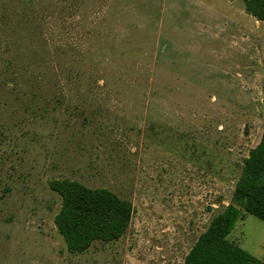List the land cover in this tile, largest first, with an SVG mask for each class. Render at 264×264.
I'll return each mask as SVG.
<instances>
[{
	"label": "rangeland",
	"instance_id": "obj_1",
	"mask_svg": "<svg viewBox=\"0 0 264 264\" xmlns=\"http://www.w3.org/2000/svg\"><path fill=\"white\" fill-rule=\"evenodd\" d=\"M9 62L0 264H183L264 131V23L245 0H0V75ZM62 179L129 200L126 235L70 253ZM231 239L264 263L263 221Z\"/></svg>",
	"mask_w": 264,
	"mask_h": 264
},
{
	"label": "trees",
	"instance_id": "obj_2",
	"mask_svg": "<svg viewBox=\"0 0 264 264\" xmlns=\"http://www.w3.org/2000/svg\"><path fill=\"white\" fill-rule=\"evenodd\" d=\"M245 7L250 15L264 23V0H245ZM11 66L10 62L6 64L0 83L15 89L23 77L11 71ZM262 92L264 96V78ZM54 99L62 103L69 99V94L61 90L54 94ZM50 186L62 200L54 222L70 253H85L96 242L119 241L128 232L134 213L129 200L109 189L89 188L70 179L54 180ZM245 214L264 222V131L259 143L244 159L232 202L215 215L183 264H264L231 239Z\"/></svg>",
	"mask_w": 264,
	"mask_h": 264
}]
</instances>
